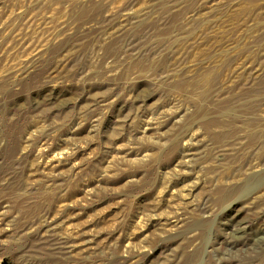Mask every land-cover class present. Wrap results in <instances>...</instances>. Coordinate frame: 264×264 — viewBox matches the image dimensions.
I'll list each match as a JSON object with an SVG mask.
<instances>
[{"label": "rangeland", "instance_id": "374dc122", "mask_svg": "<svg viewBox=\"0 0 264 264\" xmlns=\"http://www.w3.org/2000/svg\"><path fill=\"white\" fill-rule=\"evenodd\" d=\"M0 264H264V0H0Z\"/></svg>", "mask_w": 264, "mask_h": 264}, {"label": "bare ground", "instance_id": "6f19581e", "mask_svg": "<svg viewBox=\"0 0 264 264\" xmlns=\"http://www.w3.org/2000/svg\"><path fill=\"white\" fill-rule=\"evenodd\" d=\"M86 5H84V7H85ZM93 7V6H92ZM98 7H100V5L98 6ZM101 7H102V5H101ZM101 7H100V9H101ZM93 9H96V4H95V8H93ZM92 10V9H91ZM199 82V81H198ZM213 83V82H212ZM211 84V83H210ZM204 118V119H203ZM202 118V122H203V124H204V126H206V128L207 129H210V128H212V127H218V126H220V125H223L224 126V124H223V122H220L219 120L217 121V119H215V118H213V116L212 117H203ZM251 121H255V120H251ZM246 124H245V126L247 125V121L245 122ZM244 124V123H243ZM226 125V124H225ZM250 125L252 126V127H255V129H254V131L250 134V141L252 142V143H254V142H256V141H258L259 140V138L261 137V136H259L260 135V133H261V129H259V127H258V125L255 123V122H251L250 123ZM237 125H235V127H236ZM213 128V129H214ZM220 128V127H219ZM239 128H241V127H239ZM246 128V127H245ZM215 130V129H214ZM218 130V129H217ZM216 130V131H217ZM250 130V129H249ZM213 133V132H212ZM215 135V137L219 140V139H222L223 138V136H225L226 135V133H223L222 132V130L221 131H219V132H217V133H215L214 134ZM214 137V136H213Z\"/></svg>", "mask_w": 264, "mask_h": 264}]
</instances>
